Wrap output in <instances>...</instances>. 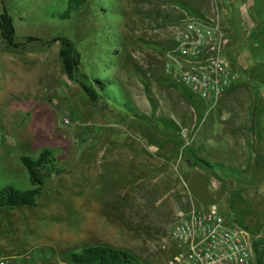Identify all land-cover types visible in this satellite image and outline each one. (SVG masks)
Listing matches in <instances>:
<instances>
[{"label": "rangeland", "instance_id": "374dc122", "mask_svg": "<svg viewBox=\"0 0 264 264\" xmlns=\"http://www.w3.org/2000/svg\"><path fill=\"white\" fill-rule=\"evenodd\" d=\"M66 2L0 0V13L5 6L18 42L58 34L71 38L81 54L80 71L102 79L112 101H132L153 124L90 102L65 76L58 43L11 49L0 36V187L31 188L20 157L36 159L44 149L53 151L59 170L45 182L35 206L0 208V257L7 264H71L69 253L103 245L127 251L139 264H166L181 248L170 237L176 212L191 210L190 202L196 210L219 209L216 202L228 197L238 206L227 218L257 236L255 262L260 258L264 264V0H88L68 20L51 18ZM187 15L218 19L226 27L227 53L238 73L229 99L238 100L236 105L216 107L165 72L175 27ZM142 82L149 87L148 98ZM241 113L253 122L245 148L249 163L212 169L238 181L231 197L218 183L207 190L209 176L199 169L180 168L174 175V170L160 173L157 167L140 174L124 165L129 150L136 151L131 137L155 143L157 135L170 131L160 124V134L148 129L156 117L231 125ZM124 137L128 142H122ZM215 147L220 153L231 151L226 144ZM193 151L214 154L202 143H195ZM187 155L183 151L185 161Z\"/></svg>", "mask_w": 264, "mask_h": 264}, {"label": "built area", "instance_id": "2783aa9c", "mask_svg": "<svg viewBox=\"0 0 264 264\" xmlns=\"http://www.w3.org/2000/svg\"><path fill=\"white\" fill-rule=\"evenodd\" d=\"M175 44L166 55L164 70L212 104L238 79L228 55L230 40L218 19L186 16L175 27ZM170 237L180 245L177 256L166 264H256L253 242L247 228L227 224L216 205L205 210L179 211ZM0 257V264H7Z\"/></svg>", "mask_w": 264, "mask_h": 264}, {"label": "trees", "instance_id": "16d2710c", "mask_svg": "<svg viewBox=\"0 0 264 264\" xmlns=\"http://www.w3.org/2000/svg\"><path fill=\"white\" fill-rule=\"evenodd\" d=\"M87 2L88 0H67L65 8L61 12L50 14V16L53 19L61 21L68 20L79 12ZM0 36L6 46L11 49L24 48L31 42H40L48 48L58 43L60 46L59 59L65 76L70 82L80 86L90 102L96 104L102 103L104 108H108L110 105L115 110L123 111L126 116L131 114L136 120L151 122L148 117L136 112L130 100L129 103L127 101L120 103L112 101L111 95L104 90L105 82L102 79L90 77L88 74L80 71L81 54L68 36L58 34L48 39L27 37L24 42H18L15 37L13 18L5 6H3L2 13H0ZM131 105L133 108H131ZM151 124L153 123L151 122ZM159 124L161 127L174 133L180 130L176 121L169 117H156L154 125L159 127ZM20 161L26 169L31 188L23 190L9 185L0 187L1 209L11 210L35 206L42 194L45 182L51 175L59 172L56 158L50 149H44L36 159L21 156ZM186 161L190 165H198L209 169H213L214 167V165L196 157L190 150H188ZM66 259L71 264H139L127 251L103 245L89 246L83 248L78 253H69ZM256 262L257 264H262L260 258Z\"/></svg>", "mask_w": 264, "mask_h": 264}, {"label": "crops", "instance_id": "0c3cea01", "mask_svg": "<svg viewBox=\"0 0 264 264\" xmlns=\"http://www.w3.org/2000/svg\"><path fill=\"white\" fill-rule=\"evenodd\" d=\"M238 61L239 63L243 64V59L240 56H238ZM143 84H145V82H142L141 88L145 90L146 96L148 98L150 97L149 87L146 85L143 86ZM236 84L237 81L230 87H228L220 96L218 102L213 105L216 107L223 104L229 106V103H231L232 105H236L237 103H235V101L238 100L233 101V99H229V94L230 92H234L233 89L236 88ZM190 108L194 115V113L196 112L195 108ZM244 113H241L240 118L237 119V121L231 123V125L226 120H203L200 122L194 120L184 123L183 121H180L178 119L176 122L178 127L180 128V132L170 133L169 131H166L165 135H157L158 141L155 143L147 141L145 136H133L131 137V140H133L131 142L136 146L133 148L136 149V151H132L131 149L129 150V153H127L128 157H124V165L129 166L130 164V166L134 169H137L140 174L142 172H146V170H155L157 167H159L160 173L162 172V170L164 171V169L171 170V172L172 170H174V175H179L180 168L181 170H185L186 172H189L190 170L194 169H199L202 170L203 174L209 176V184L207 187L205 186L207 190L210 191L211 187L213 185L215 186V183H218L219 185H223L226 188L225 195L231 197L233 194L238 192L239 188H237V184L239 183L236 184V182L238 181L232 180L228 177L225 178L224 175H222L221 173H217L209 168L203 167L201 169L198 166L196 167L189 165L183 159V151L190 150L195 154V152L193 151V145L195 143H202L206 149H208L209 151L210 149L214 151V154L209 156H201L195 154L196 157L203 159L204 161L214 166L219 165L220 167V165L225 166L229 164L232 166L236 165L239 166V168H243L245 164L247 162L249 163L250 161V156L246 153L245 148L251 143V137H253L254 133L253 122L247 121L245 117L246 113ZM258 122L260 124V121H257L256 123L258 124ZM148 129L154 132V134H160L163 130L154 125H149ZM183 132H186V135H184ZM176 133H179V136H176ZM216 139H219L221 141L220 144L215 141ZM114 140V142L118 141V139L116 138ZM121 140L122 142H128V139L126 137L122 138ZM225 144L231 147L230 153L226 152L227 148L226 150H223L222 153H220L218 151V148L215 147H223ZM231 192L235 193L231 195ZM235 202L236 205L235 203L230 204V199H228V197L227 199H224L222 197L219 201L216 202L219 205L220 212L224 213V217L227 224L239 223L236 220L231 221L227 218L228 212H232L235 215L236 207L238 206V201L236 200ZM190 203V209H196L194 202ZM210 203H212V201L207 202L205 207L208 206ZM178 211L176 212V214L178 213ZM240 224H243V222H241Z\"/></svg>", "mask_w": 264, "mask_h": 264}]
</instances>
